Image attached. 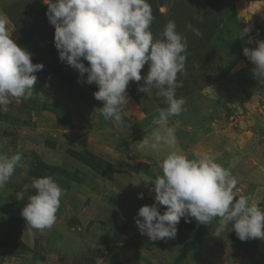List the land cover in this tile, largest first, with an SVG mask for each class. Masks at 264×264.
Wrapping results in <instances>:
<instances>
[{"label": "rangeland", "instance_id": "374dc122", "mask_svg": "<svg viewBox=\"0 0 264 264\" xmlns=\"http://www.w3.org/2000/svg\"><path fill=\"white\" fill-rule=\"evenodd\" d=\"M148 2L163 16L171 12L187 44L185 73L177 75L183 87L176 89L177 97H183L186 103L179 115L169 117V126L176 128V137L182 133L187 137V147L210 133L213 142L222 144V154L241 151L232 157L237 184L252 174L254 179L248 184L263 185L264 171L257 167L264 163V80L254 76L255 65L242 51L251 47L250 41L258 38L261 27L242 20L236 8L238 0ZM46 8L42 0H0V16L6 18L11 38L32 53L33 63L44 65L35 73L32 98L13 99L8 111L0 113V153L10 156L19 152L23 157L22 166L0 190V264H264L262 245L260 256L237 254L238 239H234L231 226L219 237L213 234L219 218L208 225L191 217L188 222L181 218L175 238L151 240L140 233L135 220H142L137 216L141 206L154 203L151 181L159 169L157 156L161 158L171 147L140 150L138 144L146 129L152 134L158 127L154 122L167 103L155 89L137 91L145 86L143 77L149 70L146 63L141 81L129 82L124 123L105 120L98 109L102 102L93 96L97 86L84 83L83 78L78 83V71L59 59ZM154 25L157 31L152 26L150 30L157 38L162 32L158 24ZM243 27L251 31L238 37ZM82 62L88 66L87 61ZM68 128L75 133L73 146H65L57 137H68L69 132L63 131ZM119 130H124L126 142L114 146L116 156H110L114 162L95 156L84 144L88 132L110 136ZM95 142L90 140L99 148ZM130 142L135 147L128 146ZM58 143L72 150L66 151L64 159L49 151ZM257 160L260 162L256 165ZM241 163L248 166V173L242 171L245 168ZM31 172L39 178L51 177L67 190L63 191L51 229H33L21 215L28 196L35 194L32 181L38 177ZM255 189L242 187L243 192L238 194L234 189V196L250 197ZM21 191L24 199L17 201ZM141 193L142 199L138 198ZM258 198L259 194L250 202L256 203ZM158 210L163 213L166 206L158 205Z\"/></svg>", "mask_w": 264, "mask_h": 264}, {"label": "clouds", "instance_id": "9594fccd", "mask_svg": "<svg viewBox=\"0 0 264 264\" xmlns=\"http://www.w3.org/2000/svg\"><path fill=\"white\" fill-rule=\"evenodd\" d=\"M47 6L45 15L54 27V47L59 59L78 71V83L95 84L93 93L98 108L107 121L124 123L125 106L129 102L127 88L130 81L142 79L141 70L147 63L149 70L143 77L145 86L137 91L156 90L167 108L162 109L154 122L158 127L151 137L139 142L140 150L157 151L162 146L177 143L175 128L169 126V117L179 115L186 101L177 97L176 89L183 87L177 81L178 73H185L187 44L177 31L175 21L169 20L159 38H154L150 26L154 19L148 0H42ZM243 27L240 35L250 33ZM5 17L0 16V113H6L15 100L33 96L36 72L42 63H33L32 53L11 38ZM255 48H243V55L254 65V76L264 80V40ZM82 61H87L88 66ZM86 74V75H85ZM194 158L172 150L163 156L159 169L151 181L154 203L138 209L135 223L141 234L151 240L175 238L181 218L191 217L199 224L208 225L219 218L214 235L231 226L241 241L264 240V209L251 198L234 196L237 179L230 168L216 162L208 153H193ZM22 153H0V190L10 181L14 170L21 167ZM32 188L23 205L21 215L31 228L51 229L57 220L63 190L51 178H34ZM26 190V189H25ZM142 199L143 194H138ZM24 192L17 193V201ZM158 205L166 206L161 213Z\"/></svg>", "mask_w": 264, "mask_h": 264}, {"label": "crops", "instance_id": "0c3cea01", "mask_svg": "<svg viewBox=\"0 0 264 264\" xmlns=\"http://www.w3.org/2000/svg\"><path fill=\"white\" fill-rule=\"evenodd\" d=\"M236 8H238V10L241 12L240 16L242 17V20L244 19V21L249 22V23H256V24H258L261 27L260 28L261 29L260 32L257 34L258 38L257 39H253L252 41H250V46H251L250 49L251 48H255L257 46V44H256L257 41L264 40V0H238V2L236 4ZM68 129L67 130H63V131H68L69 132V136L68 137L60 138L61 137L60 135H58L57 137H58V140H61L62 142L66 143L65 146L66 145H72L73 146V143L74 144L76 143V141H74V137H73L75 135V133L70 128H68ZM58 130H59V128H58ZM175 130H176V128H175ZM89 131H91V130H89ZM119 131L120 132H118L117 135H110L111 137L109 135H107L106 133H100L99 134V133H95L94 131L88 132V133H86L87 135H85V138L87 140H86V143H84V144L88 146L87 149L89 151H91L95 156H98L99 158H101L102 160H105L106 162H114L111 159V158L116 156V151L113 150V149H115L114 146H116V145L122 146V144L124 145V142H126L125 141V136L122 135L124 130L123 131L119 130ZM249 131H252V130H249ZM209 135H210V133L207 136H204V138L199 139L198 141H193V142L188 143L190 145V147H187L185 145V143H184V139L187 138V137H185V135L182 133L181 136L178 135L179 137H177V143H176L175 146H173L175 149H173V147H171V149H168V152L172 151V150H179V151L185 153L186 155H188L189 158H194L193 157V153H195V152L208 153L210 155H213L214 153H216V155L214 156L216 158V162L221 164L225 168H230L231 172L233 173L234 169L236 168V166L233 163L232 157L234 155H239V153H241V151H236V150H234V151H225L224 154H222V152H219V150L221 149L220 147L222 146V144L221 143L218 144V142H213L211 140L212 138ZM145 136L146 137H150L151 136V131H148V129H146ZM108 138H112V139L109 140ZM193 138L197 139L196 136H194ZM97 139H99V142H97L98 141ZM90 140L96 141L95 143L97 145H100L99 148L96 147L94 143L91 144ZM79 141H78V143H79ZM84 142H85V139H84ZM110 144H112V146ZM56 145H57L56 147L49 149V151L55 156H58V155L61 156L62 155L63 159L66 158L67 155H68V153L66 151L69 150L68 149L69 147L67 146L64 149V147H62L59 143L56 144ZM131 145L132 144L130 142L128 144V146H131ZM132 147H135V146L132 145ZM163 148L164 147L162 146L161 150H163ZM248 152H250V150H248ZM167 153H165L164 155H166ZM217 153H218V155H217ZM110 156H112V157L110 158ZM163 156H161V158H159L157 156L159 163H160L161 159L163 158ZM119 159H120L119 157L115 158V160H119ZM54 160H55V158L52 159L53 164L55 163ZM262 161H264V160L261 159V162ZM259 162L260 161L257 160L256 161V165ZM64 164L65 163H63L62 165H64ZM241 165L244 166V168H245L242 171L243 172L245 171L246 173H248L247 172L248 166L247 165H243L242 163H241ZM251 166H255V162H252ZM62 167H64V166H62ZM257 169H258V171L259 170L264 171V163L262 164L261 167L258 166ZM251 175H249V174L246 175V179L242 180V184L241 185L237 184L236 189H235V191L237 192L236 194H238V191L239 192H243L242 191V187H245V189H246V186H247V189H249L250 187L251 188L252 187H256V189L254 190L255 193L250 194V197L252 199L253 198L255 199V196L257 194H259L260 195V199L258 198L257 200H259V201H257L256 203L260 204L259 206L262 209H264V184L263 185H249L248 184L249 181L254 179V178L253 179L251 178ZM262 175H263V173H262ZM58 178L60 180V177H58ZM246 180H248V182H246ZM255 183H258V182L255 181ZM61 189L64 192L67 191L65 188L61 187ZM243 194H245V193H243ZM261 196H262V198H261ZM234 239H238V242L235 243L236 244L235 250L237 251V254L241 253V255H243L242 253H246V255H248L250 253H253V254L256 255V253H258V255L260 256L259 248H260V245H262V247L264 246V240L256 238V239H253V240L248 239L246 241H241L236 235H234ZM236 259H238V258H235V260ZM237 262L242 264L241 262H243V261H237Z\"/></svg>", "mask_w": 264, "mask_h": 264}, {"label": "trees", "instance_id": "16d2710c", "mask_svg": "<svg viewBox=\"0 0 264 264\" xmlns=\"http://www.w3.org/2000/svg\"><path fill=\"white\" fill-rule=\"evenodd\" d=\"M173 12H177V11H176V10H173ZM170 14H171V12H170V13L168 12L165 16H163V15H161V14H159V13L157 12V9H156V8H153V9H152V15H153L154 19H153L152 24H151L152 28L156 30V27H155L154 24H158V26H159V28H160V32H163V30H164V28H165L167 22H168L169 20L173 19V17H171ZM167 18H168V21H166ZM173 21H176V23H178V21H177L176 19H175V20L173 19ZM156 31H157V30H156ZM160 35H161V33H160ZM160 35L157 36V38H159ZM68 152L71 153L72 150H68ZM57 169H59V167H57ZM60 170H61V169H60ZM60 170H59V172H60ZM30 174H33L34 176H36V177L39 178V176L37 175L36 172H31Z\"/></svg>", "mask_w": 264, "mask_h": 264}]
</instances>
